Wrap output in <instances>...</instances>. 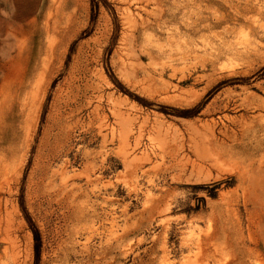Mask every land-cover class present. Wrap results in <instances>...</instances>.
I'll list each match as a JSON object with an SVG mask.
<instances>
[{"label": "rangeland", "instance_id": "374dc122", "mask_svg": "<svg viewBox=\"0 0 264 264\" xmlns=\"http://www.w3.org/2000/svg\"><path fill=\"white\" fill-rule=\"evenodd\" d=\"M108 1L0 0V264L22 191L39 264H264V0Z\"/></svg>", "mask_w": 264, "mask_h": 264}, {"label": "trees", "instance_id": "16d2710c", "mask_svg": "<svg viewBox=\"0 0 264 264\" xmlns=\"http://www.w3.org/2000/svg\"><path fill=\"white\" fill-rule=\"evenodd\" d=\"M91 3V22L93 23L96 19L97 16V12L98 9L100 7V5H104L107 8H110V3L108 0H90ZM111 9V8H110ZM114 19L116 21V17L114 16ZM118 28V26H116ZM90 34V30L85 31L84 34H82L79 39L86 37L87 35ZM78 41V39H76L70 47V50L68 52L67 55V59H66V63H68L70 57H71V53L73 52L74 46L76 45V42ZM106 69L107 72L109 73L111 79L113 80V82L119 87V89L124 92L125 94H128L131 98L137 100L140 104L144 105V106H148L151 107L153 105L152 101L130 91L128 88H126V86H124L119 80L118 78L111 72L110 67H109V63H106ZM256 75H260V76H264L262 73L257 72ZM248 78H242V81H248ZM234 80H236V78H231L228 80H224L222 82H219L216 86L215 89L218 90L221 87L229 84V83H235ZM206 100L205 101H201L200 103H198L196 106L192 107V108H187V109H181V110H177L178 114L180 116H184V117H193L195 115H197L200 110L203 108V106L205 105ZM174 109H178V108H174ZM159 110L165 112V113H172L169 110V107L166 105H161ZM43 116H44V112H43ZM215 195V194H214ZM20 205L22 208V211L24 213L25 219L28 223V226L30 228V230L32 231L33 234V238H34V253H35V261L34 264H39L40 263V259H41V253H42V244H43V239H42V233L41 230L39 228V226L37 225V223L33 220V218L31 217L26 205H25V200H24V194L23 191L21 193L20 196Z\"/></svg>", "mask_w": 264, "mask_h": 264}, {"label": "bare ground", "instance_id": "6f19581e", "mask_svg": "<svg viewBox=\"0 0 264 264\" xmlns=\"http://www.w3.org/2000/svg\"><path fill=\"white\" fill-rule=\"evenodd\" d=\"M262 162V161H261ZM262 164V163H261ZM261 164H260V168H261Z\"/></svg>", "mask_w": 264, "mask_h": 264}]
</instances>
